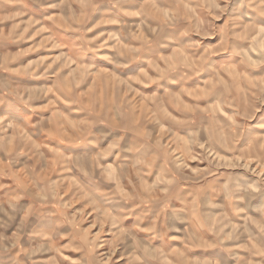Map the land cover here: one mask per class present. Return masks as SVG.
Segmentation results:
<instances>
[{
  "label": "rangeland",
  "instance_id": "obj_1",
  "mask_svg": "<svg viewBox=\"0 0 264 264\" xmlns=\"http://www.w3.org/2000/svg\"><path fill=\"white\" fill-rule=\"evenodd\" d=\"M0 264H264V0H0Z\"/></svg>",
  "mask_w": 264,
  "mask_h": 264
}]
</instances>
